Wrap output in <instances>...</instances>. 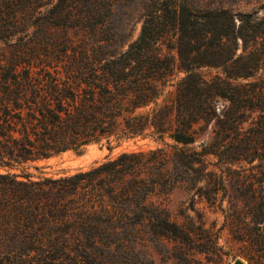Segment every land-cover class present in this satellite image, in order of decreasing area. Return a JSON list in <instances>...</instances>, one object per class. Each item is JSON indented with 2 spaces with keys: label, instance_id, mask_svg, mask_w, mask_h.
<instances>
[{
  "label": "trees",
  "instance_id": "trees-1",
  "mask_svg": "<svg viewBox=\"0 0 264 264\" xmlns=\"http://www.w3.org/2000/svg\"><path fill=\"white\" fill-rule=\"evenodd\" d=\"M220 2L148 7L128 41L115 0H0V264H156L147 245L166 240L193 264L190 249L207 250L165 197L182 187L215 202L218 166L264 158V14ZM146 138L157 144L88 168L30 171L61 151ZM259 214L247 234L264 249V188Z\"/></svg>",
  "mask_w": 264,
  "mask_h": 264
},
{
  "label": "rangeland",
  "instance_id": "rangeland-1",
  "mask_svg": "<svg viewBox=\"0 0 264 264\" xmlns=\"http://www.w3.org/2000/svg\"><path fill=\"white\" fill-rule=\"evenodd\" d=\"M171 0H115L116 13L112 24L124 27L123 38L128 41L136 38L141 30L144 11L156 5L165 6ZM180 1V0H178ZM210 1V0H207ZM222 1L235 9L254 10L259 9V14H264V0H215ZM217 3V2H216ZM175 52V50H173ZM206 75L214 73L215 69L203 67ZM264 72V70H261ZM183 74V72H181ZM224 100L218 101L217 109L222 111ZM251 116L244 122L245 128L251 125L257 111H250ZM204 124V123H203ZM215 124L213 119L203 127L209 131ZM169 139V138H168ZM172 141L171 139H169ZM202 138L195 143L186 144V147L197 146ZM157 143L150 138L134 141L125 140L112 147L103 140L91 143L81 149H69L53 154L49 157L35 161L39 168L31 167L30 171L35 175H60L81 168H88L96 162L115 155L124 149L149 147ZM259 147L262 143L258 144ZM255 154L264 155V148L260 147ZM210 158L219 163L218 158L210 155ZM221 165V164H219ZM218 171L224 174L225 183L215 187L218 199L213 202L199 193L189 192L185 188H176L169 196L165 197V205L170 209L174 218L180 221H189L195 228L193 240L196 245L206 242L208 248L199 252L192 247L193 264H199V259H204L210 264H237L241 260L243 264H264V249H259L247 234L255 219L259 217L260 203L262 201V188H264V158L256 156L254 160H242ZM205 223L207 231L198 228V224ZM218 241V245L215 242ZM165 249L154 242L147 247L156 264H180L174 253V240L165 241ZM197 247V246H196ZM219 260L220 262H217Z\"/></svg>",
  "mask_w": 264,
  "mask_h": 264
},
{
  "label": "water",
  "instance_id": "water-1",
  "mask_svg": "<svg viewBox=\"0 0 264 264\" xmlns=\"http://www.w3.org/2000/svg\"><path fill=\"white\" fill-rule=\"evenodd\" d=\"M237 264H243V262L241 260H238Z\"/></svg>",
  "mask_w": 264,
  "mask_h": 264
}]
</instances>
